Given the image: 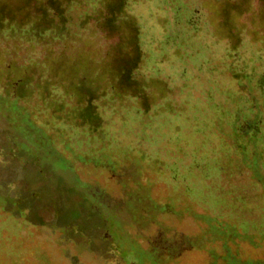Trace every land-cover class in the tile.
I'll return each instance as SVG.
<instances>
[{"label":"rangeland","instance_id":"obj_1","mask_svg":"<svg viewBox=\"0 0 264 264\" xmlns=\"http://www.w3.org/2000/svg\"><path fill=\"white\" fill-rule=\"evenodd\" d=\"M115 1L75 4L66 37L2 32L0 67L27 65L42 80L50 59L99 61L119 40L101 20ZM261 4L124 0L148 87L138 101L102 107L96 131L66 116L74 96L21 97L4 75L0 264H128L123 255L135 264H264Z\"/></svg>","mask_w":264,"mask_h":264},{"label":"trees","instance_id":"obj_2","mask_svg":"<svg viewBox=\"0 0 264 264\" xmlns=\"http://www.w3.org/2000/svg\"><path fill=\"white\" fill-rule=\"evenodd\" d=\"M253 1L247 0L251 8ZM260 1L261 14L264 0ZM80 2L19 0L14 4L13 0H0V34L8 31L28 38L66 37L71 33L69 10ZM115 4L112 7L110 3L108 13L101 20L108 34L118 36L119 40L111 44L99 61L88 53H77L76 56H66L61 60L50 59L49 67L42 66L51 72L42 80H34L33 72L30 73L27 65L3 66L0 67V82L5 79V75L10 91H20L21 97H31L33 91H43L48 99L54 96L53 91H65L67 95L74 96L77 102L66 116H71L78 125H89L95 131L100 129L104 125L102 107L109 104L117 108L128 99L138 101L140 91H146L145 87H148L147 82L139 79L137 74L141 54L138 29L129 28L120 16L124 0H116ZM246 8L243 10L251 9L248 6ZM4 55V52H0L1 63ZM144 95L153 103L152 96L146 92ZM58 103L66 104L65 101Z\"/></svg>","mask_w":264,"mask_h":264},{"label":"flooded vegetation","instance_id":"obj_3","mask_svg":"<svg viewBox=\"0 0 264 264\" xmlns=\"http://www.w3.org/2000/svg\"><path fill=\"white\" fill-rule=\"evenodd\" d=\"M109 222V221H108ZM108 228H106V230H107ZM106 239H111V235L109 234V232L107 231V233H106ZM123 258H124V260H126L127 262H128V264H135L136 262V259L135 258H133L131 261L128 259V257H126L125 255H123Z\"/></svg>","mask_w":264,"mask_h":264}]
</instances>
